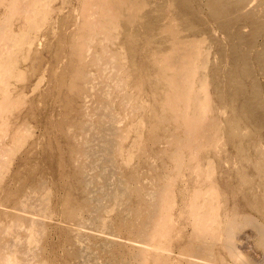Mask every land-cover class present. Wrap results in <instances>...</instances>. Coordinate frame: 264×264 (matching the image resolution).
Instances as JSON below:
<instances>
[{
  "label": "bare ground",
  "instance_id": "6f19581e",
  "mask_svg": "<svg viewBox=\"0 0 264 264\" xmlns=\"http://www.w3.org/2000/svg\"><path fill=\"white\" fill-rule=\"evenodd\" d=\"M75 1L70 18L80 27L60 43L80 56L62 73L49 68L24 118H10L25 87L10 78L29 74L16 53L50 26L54 4L0 0V264L263 262L264 0H166L146 14L164 20L159 32L130 27L143 0ZM190 11L211 20L207 35L220 29L229 42L217 46L216 65L204 32L184 35ZM26 117L39 118L43 134L17 155ZM248 128L259 144L250 154L237 149L248 138L230 135ZM257 238L253 251L242 249Z\"/></svg>",
  "mask_w": 264,
  "mask_h": 264
},
{
  "label": "rangeland",
  "instance_id": "374dc122",
  "mask_svg": "<svg viewBox=\"0 0 264 264\" xmlns=\"http://www.w3.org/2000/svg\"><path fill=\"white\" fill-rule=\"evenodd\" d=\"M65 1V2H64ZM73 1V2H72ZM143 1H145L146 3H147V9H145L144 11H148V12H144V11H142V12H139L138 13V15L137 16H134V20H132L131 22H130V27L132 28V26H133V28H137V26H139V25H147L148 27L147 28H150L151 26V28H152V31L154 32V30L155 29H157V31L159 32V27H160V25L163 23V19H161L160 21H159V23H161L160 25H159V23H157L156 21H153V20H150V18L146 15V14H148V13H151V14H153V15H155L156 14V12H158L159 11V9L160 8H158V7H160L161 5H163V4H165V1L166 0H143ZM162 1V3H160ZM168 1V0H167ZM56 4H55V3ZM64 2V3H63ZM76 1L75 0H53V2H52V5H53V7H54V10H52L51 12H50V26L49 25H41L39 28H40V31H39V28L38 29H36V30H34V35H35V37L33 38V41L31 42V43H26V44H24V46H23V48H21V50H24L25 52H21V50L20 51H18L16 54H17V56L19 57L18 59H19V65H20V68L24 71L23 73H25V74H27V72L26 71H28V76L24 79V80H19V79H15V77H12V78H10V82H12L13 84H18V85H23V86H25L24 87V95H23V98H22V102L20 103H18V104H16V106L11 110V111H9L7 114H8V117H10V118H13L14 116H16V115H18V116H21V118H24V116H25V113H26V110L28 109V107L30 106V102L31 101H33V100H35V99H37L38 98V93H39V91H41V90H43L44 88H46V85H47V83H48V69L50 68V70H52L53 72H56L57 74H59V73H62L65 69H66V66H67V64L68 63H71V62H73L74 60H76V58H78L79 56H80V51L79 50H77V49H75L74 47H72L71 45H69V44H67L66 46H65V44L64 43H66V42H64V43H60V42H63L62 41V39H63V37H62V35H70V34H72V33H74V31L75 30H77L79 27H80V21L79 20H76L75 19V16H74V18L73 17H71L70 18V16H73V14H71L70 13V11H71V8H72V4L73 3H75ZM68 3V4H67ZM149 4H151V5H149ZM154 4V5H153ZM160 6H159V5ZM58 6V8H56ZM152 6H153V9H152ZM158 6V7H157ZM64 7V8H63ZM154 7H156V8H158V9H156V8H154ZM148 8H150V9H148ZM150 11V12H149ZM190 12H192V11H190ZM66 13H67V15H66ZM199 13V12H198ZM53 14V15H52ZM71 14V15H70ZM193 14V12L192 13H190V14H188L187 15V18H188V20H186V22H184L183 23V25L186 27V30L184 31V35L186 36V37H190V38H193L192 36L194 35V36H201V37H203L204 35H205V38L203 37V39L205 40L204 41V43H206L207 45H208V47H209V51H210V56L212 57H210L209 56V60H208V65L209 66H211L210 64H212L213 62H214V64L215 63H217V60L219 59V57H220V51H219V53H218V51H216V50H218V48H217V46L220 48V47H222V45L224 46L225 45V47L226 48H228L229 49V47L228 46H230L229 45V42L226 40V38L225 37H223L224 36V34H223V32L222 31H220V29H218V30H216L215 29V31L213 32V33H211V32H208V35L206 34V32L209 30V28H210V25H209V23H210V21L211 20H209L208 19V16L205 14V13H199V14H197L196 12H194V14ZM203 14V15H202ZM17 14H15L14 16H16ZM57 15V16H56ZM61 17H60V16ZM202 16V17H201ZM204 16H205V19H204V21H205V24H207V27H208V25H209V27H208V29H205V28H207V27H204V26H206L205 24H204V26H203V24L202 23H204V21H202L203 20V18H204ZM53 17V18H52ZM137 17H139V18H137ZM194 17V18H193ZM13 19H11V21H14L16 24H17V22H18V20H20V18H19V16L17 15L15 18L14 17H12ZM53 19V21H52V19ZM140 18H142L143 19V21H142V19H140ZM139 21V22H141V23H139L137 20ZM146 19V20H145ZM195 20V22L197 23H195L194 22V20ZM202 19V20H201ZM57 20V23L55 22ZM147 20H148V22H147ZM192 20H193V22H192ZM208 20V21H207ZM75 21V22H74ZM202 21V22H201ZM54 22V23H53ZM138 24H137V23ZM154 22H156V24H154ZM189 22V23H188ZM70 23V24H69ZM72 23V24H71ZM135 23V24H134ZM195 23V24H194ZM53 24V25H52ZM76 24H78L77 26H76ZM136 24H137V26H136ZM179 24L183 27V25H182V23H180L179 22ZM188 26H187V25ZM200 24V25H199ZM202 24V25H201ZM56 25V26H55ZM67 25H69V26H67ZM179 25V26H180ZM213 25H215L214 23H213ZM53 26V27H52ZM62 26H64V27H62ZM180 26V29L182 28ZM202 26V27H201ZM49 27V28H48ZM56 27V28H55ZM69 28V30H68V28ZM76 27V28H75ZM204 27V28H203ZM55 28V29H54ZM150 28V29H151ZM179 28V27H178ZM190 28V29H189ZM201 28V29H200ZM71 29H72V31H71ZM121 29V28H120ZM185 28H183V30H184ZM188 29V30H187ZM193 29V30H192ZM204 29V30H203ZM248 30V27H245V28H243V30L244 31H247ZM49 30V31H48ZM142 30V29H141ZM190 30V31H189ZM192 30V31H191ZM39 31V32H38ZM65 31V32H64ZM67 31V32H66ZM188 31V32H187ZM201 31V32H200ZM55 32H57V33H55ZM185 32H187V33H185ZM197 32H199V34L197 33ZM205 34H204V33ZM215 32H217V33H215ZM220 32V33H219ZM50 33H52L51 35H50ZM55 33V34H54ZM65 33V34H64ZM194 33V34H193ZM57 34V35H56ZM191 34H192V36H191ZM204 34V35H203ZM215 35V36H214ZM217 35V36H216ZM222 35V36H221ZM159 36V35H158ZM206 36L208 37V38H206ZM27 37H28V35H27ZM26 36H25V38H27ZM61 37V38H60ZM154 37V38H153ZM153 37H151V39H152V41H154V42H156L157 40H159L158 38H156V36H153ZM210 37H211V40L214 38L215 39V42H214V39L212 40V43H217V45L215 46V44H211V40H210ZM218 38H220L219 40H218ZM222 38V39H221ZM155 39H157V40H155ZM209 39V40H208ZM26 40V39H25ZM220 41V42H219ZM223 41V42H222ZM38 42V43H37ZM51 43H53V44H51ZM204 43H203V45H204ZM222 44V45H220V44ZM57 46H56V45ZM206 44L204 45V46H206ZM156 45H157V48H158V50H159V52H161L160 50H162V48H163V45H161L160 43H156ZM212 45V46H211ZM62 46V47H61ZM59 47V48H58ZM213 48L212 49V51H213V53H212V51H211V48ZM56 48H57V50H56ZM217 48V49H216ZM60 49H61V54L62 55H60V56H62L63 58H62V63L60 62V65H59V63L57 64L55 61H54V56H55V54H59L60 53ZM62 49H63V51H62ZM92 50V49H91ZM90 50V51H91ZM155 50H157V49H155ZM230 50H231V48H230ZM232 51V50H231ZM52 54H51V53ZM22 53H24L23 55H22ZM42 54V55H41ZM47 54V55H46ZM67 55V56H65V55ZM215 54V55H214ZM52 55V56H51ZM163 54H161L160 56H162ZM213 55V56H212ZM219 55V56H218ZM50 56V57H49ZM67 57V58H66ZM214 57V58H213ZM216 57V58H215ZM218 57V58H217ZM51 58V59H50ZM65 58V59H64ZM211 58V59H210ZM37 59H42V61H41V63H43L42 64V68L40 69V71L38 72V71H34V72H29L30 70H31V65L37 60ZM46 59V60H45ZM48 59V60H47ZM50 59V60H49ZM127 60H132L131 58H130V56H128L127 58H126ZM215 59V60H214ZM45 60V61H44ZM211 60H212V63H211ZM210 61V62H209ZM48 63V64H47ZM56 63V64H55ZM216 65V64H215ZM56 66V67H55ZM58 69H59V71H58ZM57 70V71H56ZM35 73V74H34ZM38 74V75H37ZM37 75V76H36ZM34 76V77H33ZM46 76H47V78H46ZM259 76V78L260 79H258V81L261 83V84H263V82H264V78L259 74L258 75ZM33 81V82H32ZM27 84H28V86H27ZM157 86V85H156ZM211 86H209V88H210ZM39 89V90H38ZM27 93V94H26ZM33 94V95H32ZM31 96H33V97H31ZM53 102L51 101L50 102V105L52 106V109L54 110H52V112H53V114L55 113V112H57V110H58V108H56L55 109V107L53 106V104H52ZM39 104H40V106H42L43 104H42V102H39ZM151 104V103H150ZM175 105L173 104L172 106H170V107H168L167 108V110H163V113H166V114H168L169 112H171L172 111V109H173V107H174ZM19 108V109H18ZM151 109H152V106H151ZM40 115H43V113L41 112V114ZM58 117V116H57ZM31 119L32 118H25L23 121H24V123L29 127V134L28 135H26V137L24 138V140H23V142L21 143V145H20V148H19V152L17 153V155H20L21 153H20V151H23L24 152V150H27L30 146H31V144L33 143V141H35L37 138H40V137H42L41 135L43 134V125H42V123H39V121H38V119H32V121H31ZM37 122H36V121ZM29 123V124H28ZM37 124V126H35V125ZM152 124V122H149V126H152L151 125ZM40 128H41V130H40ZM227 131H230V130H227ZM42 132V133H41ZM231 136H235V138H239L240 136L242 137V138H244V139H246V138H248V141L249 142H246L245 144H242V145H239V146H237V149L240 151V152H242V153H246V154H250V152L251 151H253V150H255V148L256 149H258V147H259V144H250V140H252V139H254L255 138V134L253 133V132H251L250 131V128H248V129H246V131L241 135H238V136H236V135H234V132L232 133V134H230ZM34 138H33V137ZM36 136V137H35ZM248 136V137H247ZM34 139V140H33ZM240 140H242V139H240ZM30 142V143H29ZM29 144V145H28ZM26 145V146H25ZM251 145V146H250ZM226 148V149H225ZM228 146L226 145V144H224V147H222V150H223V152H222V154H221V152H218L219 153V156L220 155H226L225 154V152L226 153H228ZM20 153V154H19ZM17 155L16 156H14V157H17ZM218 156V154H216L215 155V157H213L212 158V164H214V171H213V180L215 181V183H219L222 179H223V176H225L226 174H221L220 173V170H221V168H220V166H219V164H217L216 163V161H217V157H219ZM203 160H205L206 159V157H203L202 158ZM215 161V162H214ZM203 171V175H206L205 174V170H202ZM8 173V174H7ZM7 173H5V177H8V176H10V171L9 172H7ZM221 174V175H220ZM214 177H215V179H214ZM204 178H205V176H204ZM219 190V189H218ZM177 213V212H176ZM246 229V228H245ZM259 239L257 238V240H254V241H251V239H249V243H247V244H245L243 247H242V249L244 248L247 252H251V251H253L254 249H255V244H256V242H258V243H260L259 241H258ZM244 241V240H243ZM130 245H132V244H130ZM207 264H212V263H207ZM259 264H264V261L263 262H260L259 261Z\"/></svg>",
  "mask_w": 264,
  "mask_h": 264
}]
</instances>
